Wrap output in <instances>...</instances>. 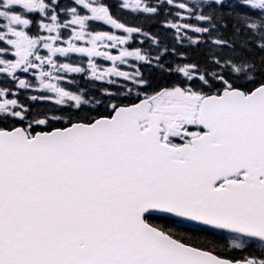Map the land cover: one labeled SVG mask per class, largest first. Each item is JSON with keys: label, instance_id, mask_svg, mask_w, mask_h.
Returning a JSON list of instances; mask_svg holds the SVG:
<instances>
[{"label": "water", "instance_id": "1", "mask_svg": "<svg viewBox=\"0 0 264 264\" xmlns=\"http://www.w3.org/2000/svg\"><path fill=\"white\" fill-rule=\"evenodd\" d=\"M148 110L141 99L30 138L0 129V264H248L182 244L144 218L264 242V85L202 97L203 132L180 146L160 142Z\"/></svg>", "mask_w": 264, "mask_h": 264}, {"label": "trees", "instance_id": "2", "mask_svg": "<svg viewBox=\"0 0 264 264\" xmlns=\"http://www.w3.org/2000/svg\"><path fill=\"white\" fill-rule=\"evenodd\" d=\"M5 10L17 12L14 9ZM198 10L205 17L204 24L208 27L203 41L169 52L170 60L179 55L182 61L194 65L196 72L210 82L204 88L208 94L222 89L224 82L245 92L264 85V4L253 6L246 0L203 1L199 3ZM160 11L163 12L159 9L153 18L148 17V25L161 16ZM26 17L29 21L27 33L31 34L28 35L30 40L36 37L37 21L31 13H27ZM159 28L160 24L152 29L156 31ZM147 52L151 51L144 54ZM7 55L6 46L0 42V62L10 59ZM166 60L170 61L167 58ZM65 61L70 65H81L79 71L64 74L67 81L62 83L63 89L81 96L80 104L73 106L68 103L65 106H58L53 104L55 101L53 103L42 101L33 92L16 87L14 82L9 87L1 79L0 88L8 87L11 97L17 98L24 109L21 116L6 117L8 120L0 121V128L12 126L25 128L26 124L35 123L30 128L33 133L52 127H62L65 123L74 121L88 122L94 117L108 116L111 111H106L105 107L113 101L117 104L134 103L142 97L157 94L177 82H182L176 68L165 66L162 59L155 65L140 63L137 67L139 82L133 83V87H130L129 83H124L120 88L91 79L88 72L83 69L84 64L81 62L83 59L80 57L70 55ZM127 92L128 95H125ZM41 119L47 120L44 126L47 128L38 126L37 122ZM147 222L182 243L211 251L230 260H243L253 256V250L250 248L229 247L224 237L208 230H187L173 226L169 218L154 216L147 217Z\"/></svg>", "mask_w": 264, "mask_h": 264}, {"label": "flooded vegetation", "instance_id": "3", "mask_svg": "<svg viewBox=\"0 0 264 264\" xmlns=\"http://www.w3.org/2000/svg\"><path fill=\"white\" fill-rule=\"evenodd\" d=\"M35 1L33 0L34 3ZM12 2L21 3L26 9L34 8L29 7L28 0ZM199 2L200 0H42L41 11L38 7L34 11L40 19V32H47L44 47L49 58H44L42 64L56 53L73 52L89 58L86 69L92 67L94 62H110L116 69L126 68L129 73L127 77L136 80L140 63L155 65L162 59L165 66L177 68L182 82L145 98L149 99L150 111L159 115L160 140L173 146L188 144L190 138L202 133L195 125V118L199 100L208 95V92L200 85H209L210 82L196 72L194 65L182 61L181 56L175 55L170 60L169 52L203 41L208 27L199 21L204 16L193 10H198ZM80 4L89 12V16L80 14L87 18L84 23L70 24V15L66 12L72 8L79 9ZM159 9L163 11L159 13L161 16L148 25V17L153 18ZM158 24L161 28L154 31L152 28ZM145 50L151 52L146 55ZM51 66L52 63L48 62V67ZM188 67L191 70L186 69ZM93 76L95 75L92 74L91 77ZM111 79L121 81L118 77ZM194 81L199 85H194ZM163 93L166 102L160 103L159 98ZM113 107L114 101L105 110H112ZM241 177L242 174L237 173L231 179L240 180ZM172 222L173 226L196 229L173 220ZM250 260L252 264L263 261L262 258Z\"/></svg>", "mask_w": 264, "mask_h": 264}, {"label": "rangeland", "instance_id": "4", "mask_svg": "<svg viewBox=\"0 0 264 264\" xmlns=\"http://www.w3.org/2000/svg\"><path fill=\"white\" fill-rule=\"evenodd\" d=\"M13 0H0V40H4L7 44V53L12 54L16 56L15 62L18 63V67H23L24 71H28L32 74L34 77V81L30 83V85H26L27 88L32 90L33 92L37 94H47L50 98L64 102L68 100V102L74 104V103H80L81 102V96L78 93L70 92L67 90L62 89H55L53 85L51 84L56 83V78H59V73L64 72L68 69L72 71H77L78 67L69 68L66 65H58L55 57L52 56L46 63L42 64V61L44 58H49L47 53H37L38 44L37 38L32 39L31 41H28L24 37L23 30L21 28V23H23L22 20H20V17L13 14V12L6 11L5 9L11 7V5H19L23 6L21 3H13ZM30 1L29 7L39 8L41 11L42 8V0H36L35 3L33 0ZM255 4L263 3L264 0H254L251 1ZM4 6V8H2ZM79 9L72 8L66 14H69L70 19L69 23H75V24H83L84 21L87 19L86 17H81L80 14H85L86 16H89V12L85 10V8L80 4ZM254 6V5H253ZM68 23V24H69ZM74 25V24H72ZM52 27H50L51 29ZM45 35H47V32H45ZM48 46V45H47ZM45 48V47H44ZM34 53L32 54V52ZM57 56V54L55 55ZM34 59V60H33ZM42 60V61H41ZM89 60L87 58L86 62ZM48 62L52 63L51 67H48ZM95 63V62H94ZM61 66V70L59 67ZM30 67H33V70L30 69ZM124 69H116L114 66H112L109 62V64L102 65L101 67H98V65H93L90 71L95 73V80L97 81H108L110 83V79L112 77H118V78H126L129 75V73ZM188 70H191V68H186ZM69 71V70H68ZM43 72V73H42ZM122 72V73H121ZM59 74V75H58ZM119 75V76H118ZM123 75V76H122ZM31 81V80H29ZM51 84V85H50ZM113 84V83H110ZM115 85V84H113ZM57 86V85H55ZM58 88V87H57ZM160 103L166 102V97L164 93L159 98ZM13 103H10V106L12 107ZM6 100H1L0 102V113L3 112V108L7 106ZM42 124V123H41ZM186 133V132H182ZM226 240L228 241L229 245L236 246V247H243L246 245H250L251 247H255L257 249H260L264 254V244L254 241L251 239H246L237 235H226ZM256 264H264V261H257Z\"/></svg>", "mask_w": 264, "mask_h": 264}]
</instances>
